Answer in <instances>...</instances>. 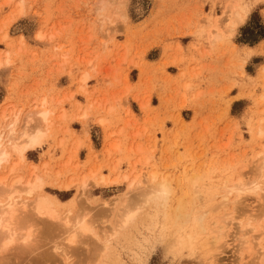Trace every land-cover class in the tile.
I'll use <instances>...</instances> for the list:
<instances>
[{"label": "rangeland", "instance_id": "rangeland-1", "mask_svg": "<svg viewBox=\"0 0 264 264\" xmlns=\"http://www.w3.org/2000/svg\"><path fill=\"white\" fill-rule=\"evenodd\" d=\"M262 3L0 0V132L7 135L15 116L26 126L45 100L50 111L39 124L45 141L12 162H20L16 176L6 163L0 178L40 177L63 225L87 215L89 227L109 239L122 224L130 181L158 170L172 190L166 208L152 205L135 217L106 254L92 236L70 245L62 224L54 229L31 214L33 242L26 250L19 242L0 248V264H62L67 249L74 260L103 254L109 264H136L145 255L148 264H258L259 193L235 199L254 219L248 247L237 242L238 223L225 222L220 204L224 182L251 180L264 168V39L236 43L252 13L264 25ZM233 6L247 15L235 29ZM177 214L187 221L177 222ZM188 235L192 247L170 256L175 238Z\"/></svg>", "mask_w": 264, "mask_h": 264}, {"label": "snow or ice", "instance_id": "snow-or-ice-1", "mask_svg": "<svg viewBox=\"0 0 264 264\" xmlns=\"http://www.w3.org/2000/svg\"><path fill=\"white\" fill-rule=\"evenodd\" d=\"M264 7V3L261 5ZM119 7H123L120 5ZM23 15V13H21ZM117 18L124 20L126 23V17L122 11H117ZM238 22V21H237ZM232 33L227 32L224 34V38L230 41ZM43 35V25L41 30L37 32L36 39H44ZM47 105V101H44ZM45 116V123H47V113H42ZM7 119V117L5 118ZM35 121L32 115L29 114L27 117V125L34 124ZM4 131L7 134V139L4 135H0V151L6 153V160L0 161V164L7 163L11 167V171L5 169L10 177H14L18 172V165L13 164V161H23V152L27 147H33L38 143H41L46 133L43 132L38 126L37 128H30L24 125L19 116L13 118V122L5 126ZM34 133V134H33ZM15 137H19L16 139ZM23 140L25 143L22 146L20 141ZM31 143H28V142ZM140 183L136 181H130L128 185V192L125 194L128 198V208H127V218L124 223L116 228L112 238H102L96 234L95 227H80L78 226L77 232H69L67 243L70 245H75L77 239L81 233L85 235L92 236L100 245L103 246L104 253L106 254L107 249L111 246L112 240L116 238L121 230L128 226V222L132 221L135 217L139 216L143 211L152 205L167 207L168 199L172 196V190L169 186L168 179L161 178V173L158 170H152L148 175L147 180H144L142 174L140 178ZM23 185V180H11V185H9L8 179H0V209H4L0 212V229L3 230L4 247L7 248L9 245L22 241L24 244H28L31 239L32 233L34 231L33 225L35 223V218L31 215L34 210L37 215H43L41 205L43 203V195L38 194L39 187L34 186L32 183H28L24 190L21 189ZM226 187V192L224 194L223 207L225 209V222L231 221L233 224H239L240 232L237 236V242L239 243L244 239H251V230L253 228L254 219L251 214L245 215L238 211L239 206L243 203L242 200H231L229 199L228 192L231 189ZM259 193L262 203H264V168H262L258 175H254L251 180H241L240 181V193L244 195H255ZM31 197V203L28 201L17 202V197L22 196ZM178 195V193H177ZM22 210V211H21ZM259 220L260 229V245H261V258L258 264H264V208L261 209ZM87 219V215H85ZM187 217H177V222H186ZM247 229V231H246ZM25 232L27 236H25ZM159 242V241H157ZM150 248H146L145 252L149 251ZM59 251V249H57ZM35 254V253H33ZM102 257L96 260L82 261L74 260L72 258L73 253L71 249L65 250V259L62 264H109V262ZM176 254V250L172 249L169 255ZM56 264H61V262H56ZM136 264H148L146 260V255L141 256Z\"/></svg>", "mask_w": 264, "mask_h": 264}, {"label": "bare ground", "instance_id": "bare-ground-1", "mask_svg": "<svg viewBox=\"0 0 264 264\" xmlns=\"http://www.w3.org/2000/svg\"><path fill=\"white\" fill-rule=\"evenodd\" d=\"M232 14H233V29H235V28H237V27H240V26H242L244 23H245V21H246V19H247V15L246 14H244V13H241V11L236 7V6H233L232 8ZM238 21V22H237ZM49 110L48 109H46L45 108V103L44 102H42L41 103V105H40V108H39V110H37V111H35V112H33V114H32V116L33 115H36V120H34V121H37V125H35L36 127L35 128H37V126L39 125V124H45V116L44 115H42V113H47V117H46V119H48V114H49ZM33 119H34V116H33ZM25 125V124H24ZM26 126H28L27 125V122H26ZM31 126V125H30ZM39 128H40V125L38 126ZM34 128V127H33ZM43 132L44 133H46V131L45 130H43ZM34 134V133H33ZM0 135H2L1 134V132H0ZM5 136V139H7V135H4ZM46 136V135H45ZM44 136V137H45ZM16 139H18L19 137H15ZM43 140H44V138H43ZM43 140H42V142H43ZM45 141V140H44ZM41 142V143H42ZM20 143H21V145L23 146L24 145V141L23 140H21L20 141ZM28 143H31L30 141L28 142ZM41 143H38L37 145H35V146H33V147H27L25 150H24V152H23V161L22 162H24L25 161V153L26 152H28V151H32V150H34L36 147H38ZM264 153V152H263ZM262 153V154H263ZM259 156V155H258ZM263 157H264V155H263ZM262 157V159H263V164H264V158ZM4 160H6V153L5 152H3V151H0V161H4ZM21 162V161H20ZM19 162V163H20ZM19 163H17V164H19ZM4 164H6V163H4ZM4 164H0V169L2 168V166L4 165ZM260 166H263V165H260ZM259 166V168L261 169V167ZM259 169V170H260ZM10 171H11V169H10ZM9 171V172H10ZM241 178V177H240ZM239 177H238V179L236 180V182L235 183H233V184H230L229 185V183L228 182H224V188H225V190H226V185H227V188L228 189H231V191H229L228 192V195L230 196V195H234L235 194V196H234V200L235 199H238L239 197H240V195H241V193H240V181H241V179H240ZM0 179H7V177H3V178H0ZM22 178L21 177H18V178H16V180H21ZM23 180V179H22ZM100 180V182H99V184H103L104 182H105V180L103 179V178H100L99 179ZM117 181V179H114V182H116ZM28 183H32L34 186H38L39 187V192H38V194H41L42 193V188H43V186H44V183H43V180L40 178V177H35L33 180H29V181H23V185H21L20 187H21V189L22 190H24L25 188H26V186H27V184ZM196 184V182H194L193 183V185H195ZM9 185H11V184H9ZM81 190H82V193H81V196L83 195L84 196V192H85V190H86V187H87V185L85 184V183H83L82 185H81ZM61 188H64V189H68V186H63V187H61ZM195 189H194V193H195ZM197 192V191H196ZM226 192V191H225ZM225 192H224V194H225ZM42 195H43V198H44V200H43V203H42V205H41V208H42V212H43V215H37V213L33 210L32 212H31V214H33L37 219H43L42 221H46L47 223L49 222L50 224L49 225H51V227H52V225H53V223L55 224V225H53V227L52 228H54V227H57L58 228V226L60 227L61 226V224H62V220H60V218H59V214H58V212H57V209H56V200H54V199H52L49 195H47V194H43L42 193ZM20 199V197H17L16 198V201L17 202H20V201H22V200H20L19 201V199ZM127 199V198H126ZM31 200V199H30ZM29 199H28V201L31 203V201H30ZM23 201H26V200H23ZM223 203H224V195L222 196V201H221V204H220V206H222L223 205ZM124 206L122 207V209L123 210H119L118 212L120 213L119 214V221H117V222H122V224L124 223V220L127 218V215H128V212H127V208H128V202H124V204H123ZM155 205V204H154ZM4 209H0V212H2ZM181 210H182V208H178V213H179V215L181 216L182 215V212H181ZM122 213V214H121ZM118 214V213H117ZM178 214H177V217L179 216ZM122 220V221H121ZM53 221H55V222H53ZM58 221V222H57ZM59 221H61V222H59ZM63 222H64V220H63ZM131 221H129L128 223H130ZM42 225H43V222L41 223ZM45 224V223H44ZM57 224H60V225H57ZM118 224V223H117ZM48 225V226H49ZM63 225V224H62ZM119 225H121V224H119ZM47 226V227H48ZM78 226H80V227H89V225L87 224V222H86V219H85V217L83 216V217H81V216H79V217H76V218H74L72 221H71V223L67 220V221H65V223H64V225H63V227H64V229L63 230H61V232L63 233L64 232V230H66L65 232H67L68 234H69V232H77V230H78ZM50 227V228H51ZM66 227V228H65ZM119 227V226H118ZM61 229H62V226L60 227ZM238 229H240V227H239V224H238V227H237ZM55 229V228H54ZM59 229V228H58ZM247 231V230H246ZM64 232V233H65ZM252 232V231H251ZM66 234V233H65ZM4 233H3V230L2 229H0V248H1V250L3 251V250H5V247H4V243H5V239H4ZM25 236H27V233L25 232V234H24ZM81 236H84L85 234H83V233H81L80 234ZM79 235V236H80ZM33 236V235H32ZM32 236H31V239L29 240V243L28 244H24L22 241H19V243H20V245L22 246V248H23V250H26L27 248H28V246H30L31 244L30 243H32L33 241H32ZM50 236V235H49ZM80 236V237H81ZM260 236V235H259ZM57 237V236H56ZM64 237H67V236H64ZM63 238V237H62ZM61 238V240H64V239H62ZM83 238V237H82ZM65 242V241H64ZM18 243V244H19ZM60 244V243H59ZM61 244H63L62 242H61ZM178 245H179V247H178ZM239 245L240 246H242L243 245V247H248L247 246V241H246V239H244V240H241L240 242H239ZM180 246H181V248H180ZM257 246V250H260V247H259V244H257L256 245ZM17 247H20V246H17ZM192 247V238H191V236H187L186 238H184V237H181V236H177L176 238H175V241H174V244L171 246V248L172 249H175L176 251H181L182 249H189V248H191ZM21 248V249H22ZM26 248V249H25ZM7 249V248H6ZM1 250H0V252H1ZM10 250V249H9ZM178 252V253H179ZM60 254H62V256L64 257V259H65V253H60ZM2 255V254H1ZM255 255L256 256H259L260 254H258V253H255ZM2 263V262H1Z\"/></svg>", "mask_w": 264, "mask_h": 264}, {"label": "trees", "instance_id": "trees-1", "mask_svg": "<svg viewBox=\"0 0 264 264\" xmlns=\"http://www.w3.org/2000/svg\"><path fill=\"white\" fill-rule=\"evenodd\" d=\"M264 39V25L257 12L252 13L248 23L240 29L237 44L253 47Z\"/></svg>", "mask_w": 264, "mask_h": 264}, {"label": "crops", "instance_id": "crops-1", "mask_svg": "<svg viewBox=\"0 0 264 264\" xmlns=\"http://www.w3.org/2000/svg\"><path fill=\"white\" fill-rule=\"evenodd\" d=\"M248 49H251V48H248ZM259 69V68H258Z\"/></svg>", "mask_w": 264, "mask_h": 264}]
</instances>
